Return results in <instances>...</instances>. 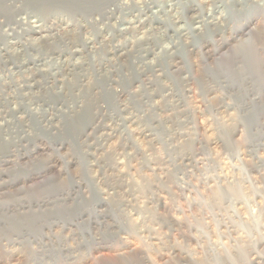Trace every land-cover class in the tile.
Here are the masks:
<instances>
[{"label":"rangeland","instance_id":"1","mask_svg":"<svg viewBox=\"0 0 264 264\" xmlns=\"http://www.w3.org/2000/svg\"><path fill=\"white\" fill-rule=\"evenodd\" d=\"M23 1L12 0L10 4L12 3L13 9L8 6L4 9L0 6L3 8L0 9V21H2L0 55L4 50L15 53V47L10 46L11 39L12 42L20 41L27 44V48L31 47L32 41L34 44L37 43L36 46L32 45L14 59L21 62L20 58L26 57L28 52L30 53L27 57L41 53L38 56H41L42 63L38 62L40 66L37 63L36 69H34L36 64L23 65L19 69V67L10 68L11 59L7 57L3 58L7 61L0 62V95L5 94L8 97L5 99L4 96H0L4 98L0 100L2 127L0 156L5 153L0 158V264H264V0H259L258 3L262 2L260 4L262 10L257 8L258 10L255 11L256 15L263 19L259 24L262 27L258 28L257 25L256 32L252 35L244 26H239L234 31L227 30V21L232 19V15L240 12L250 14L251 11L248 9L253 7L252 2L258 0H201V2L199 0L198 4L197 0H100L102 2L96 0L93 4L81 0H70L71 2L37 0L38 3L36 0L35 3L34 0ZM240 1H244L243 5H240ZM16 3L19 6L23 4L22 8ZM28 3H31L30 6ZM100 3L108 4L109 7ZM24 4L28 6L25 7ZM82 9H86V14H83L85 10ZM200 9L204 10L201 14ZM97 11L105 14H100L102 17L111 18H98ZM87 12L91 14L88 15ZM16 15L19 19L15 17ZM187 17H190L189 20ZM21 19L22 21L19 22ZM131 21H134L133 26ZM214 22L219 26L215 27ZM65 23L72 25L75 31H70L68 28L67 30L64 27ZM35 24L41 26V32H33V29H29ZM74 25L79 31L81 30V33ZM193 25L197 26L194 28ZM216 29L222 32H217L222 34L219 37L220 50L217 53L214 50L215 46L207 44L199 45L200 49L194 48V52L189 53L188 46L192 44L197 33L208 35ZM59 31H62V36ZM66 33L70 34L69 37L75 35L70 38L73 41L67 38ZM103 41L104 43H100ZM63 43L67 44L63 45ZM68 45L71 46L68 48ZM62 49L63 52H69L71 49L86 52L90 49V54L86 53L88 56L85 54L78 56L79 58L76 56L73 57L74 59L70 58V62L84 61L83 63H87L84 67L87 68L90 66L88 62L96 63L95 65L101 62L102 64L97 66L101 70L99 74H103V68L104 72L110 70L109 76L105 73L108 77L104 75V80H110L109 93H113L115 87L116 90L124 88V97L126 96L119 101L106 102L107 112L99 116L105 120L98 118L100 125L97 124L98 127L88 133L86 138L83 136L80 139L83 142L81 141L78 146L75 143L69 146L70 149L73 147L79 150V154L82 151L85 153L81 155L86 159L83 160L88 169L76 166L75 163L72 165L73 157L68 155L67 150H58L56 154L53 151H46L43 154L36 152L33 154L34 157L32 155L21 159L16 157V151H14L16 155L14 152L13 155H7L10 153V151L7 153L8 150H13L14 144H23L21 140L26 134L24 130L29 129L27 126L30 127L31 132L36 122L40 126L36 125L37 128L32 133L28 130L29 137L38 133L47 137L54 130L46 132L43 129L44 132H41V125L46 124V119L52 117L50 120L56 123L58 116L69 113L68 108L60 107L59 104L55 106L57 110H50L47 108L50 106H46L39 101L40 98L35 97L28 101L30 104L27 107L25 103L27 100L23 104L19 101H22V98L18 97L22 94H19V91L23 92L21 91L23 86L35 79L43 81L39 76L41 67V71L46 68L45 71L51 74L56 72V65L51 62V58L56 57ZM46 51L54 55L51 54L53 56L46 58L47 54H43ZM124 53L127 56L123 55ZM196 53L198 55H194ZM178 55L182 57L185 55L186 58L191 55L192 57L184 59L189 63L192 59V62L196 61V65L193 63L195 66L193 64L189 66L183 63L178 65L181 68L173 66L181 58ZM45 58L46 60L50 58V61L44 60ZM108 58L113 60L108 61ZM122 58H127L123 61L127 66L120 63ZM14 59L11 61L18 62ZM197 63L202 66H198ZM18 70L20 71L15 72ZM153 70L156 72L154 73ZM147 74L153 81L149 80ZM69 77V79L73 78V76ZM93 79L94 76L86 81ZM18 81L23 85L20 86ZM16 88H19V91ZM150 90L153 91L151 92L153 96ZM13 93L18 95L13 97ZM2 102L9 103L7 105ZM13 103L19 106L17 111L21 114L12 110ZM3 104L5 107H2ZM7 106L9 109L6 108ZM28 108L32 111H28ZM44 110L49 117L44 114ZM51 112L57 114L53 116ZM9 118L12 122L17 120L19 124L8 123ZM22 119H29L24 120V125L27 122L26 126H22ZM39 119H44V124H38L41 121ZM2 120L8 121L2 122ZM15 124L17 126L14 127ZM9 125L13 129H9ZM51 137L53 136L47 138ZM7 145L12 146L10 148ZM6 158L12 162L6 164L3 161L7 160ZM61 169L66 170V175L64 174L66 177L61 173ZM33 171H38L39 175L35 176ZM84 177L87 182L81 183V191L90 192L87 194L97 198L100 195L101 199L103 196V199H106L104 201L108 202L107 205H111L107 209L111 210L110 213L105 212L107 217L93 220L83 215L81 220L72 219L77 213V209L75 210L73 206L75 204L73 197L75 196L77 201L83 199L77 195L78 192H75L80 188H72L70 183L73 180L79 182L78 179L84 181ZM70 191L73 197L66 195V193L70 194ZM70 200L73 202L71 203ZM100 208L102 207H96L99 210L104 209V207ZM111 212L116 214L111 217Z\"/></svg>","mask_w":264,"mask_h":264},{"label":"bare ground","instance_id":"2","mask_svg":"<svg viewBox=\"0 0 264 264\" xmlns=\"http://www.w3.org/2000/svg\"><path fill=\"white\" fill-rule=\"evenodd\" d=\"M12 0H0V6H3V8L5 9L6 8V6H8L9 8H12L11 7V4H10V2H11ZM27 2L29 1H33V0H26ZM37 1V0H36ZM35 0H34V3L36 2ZM39 1V0H38ZM38 1H37V3H38ZM47 1V0H46ZM53 1V0H52ZM68 1H70V0H68ZM81 1H87L88 2V4H93V3H95L96 2V0H81ZM97 1H100V0H97ZM105 1V0H104ZM198 1L199 0H197V4H198ZM204 1V0H203ZM246 1V0H245ZM248 1V0H247ZM250 1V0H249ZM254 1H256V0H254ZM19 2V1H18ZM23 2H25V0L23 1ZM40 2V1H39ZM43 2H45V1H43ZM50 2V1H49ZM71 2V1H70ZM100 2H102V1H100ZM113 2V1H112ZM200 2H201V0H200ZM237 2V1H236ZM236 2L234 3V4H236ZM242 2H244V1H240L239 3H241L240 5H243L242 4ZM260 1L258 0V2H252L253 3V7L252 8H249L248 10H250L251 11V13L250 14H247V13H244V12H240V14H234V15H232V19L231 20H228L227 22H228V25H227V27L226 26H224V27H226L227 28V30H231V31H234L235 29H237L239 26H244L246 29H247V32L248 33H250L251 35L252 34H254L255 32H256V27H257V25L259 26L258 28H261L262 26L261 25H259L260 23H261V20H263L264 19V17H263V19H261L260 17L261 16H258V15H256V13H255V11H256V9L258 8H263L260 4H262V2L260 3V4H258ZM264 2V1H263ZM20 3H21V1H20ZM33 3V2H32ZM61 3V2H60ZM10 4V5H9ZM18 6H19V4L18 3H16ZM26 4V3H25ZM24 4V5H25ZM29 4V3H28ZM31 4V3H30ZM30 4H29V6H30ZM41 4V3H40ZM45 4H47V3H45ZM49 4V3H48ZM51 4V3H50ZM101 5H105V4H103V3H100ZM193 4V3H192ZM191 4V5H192ZM249 4V3H248ZM17 5H16V7H17ZM23 5V4H22ZM21 5V6H22ZM35 5V4H34ZM69 5V4H68ZM67 5V6H68ZM70 5H73V4H70ZM75 5H77V3L75 4ZM81 4H79V6H80ZM95 5V4H94ZM107 5V7H109L108 6V4H106ZM105 5V6H106ZM247 5V4H246ZM21 6H19V8L21 7ZM28 6V5H27ZM26 5H25V7H27ZM61 6V5H60ZM83 6V5H82ZM88 5H85V6H83V7H87ZM89 6H91L92 7V5H89ZM97 6V5H96ZM202 6V5H201ZM59 7V6H58ZM62 7V6H61ZM188 7H189V5H188ZM233 7V6H232ZM235 7V6H234ZM3 8H0V9H3ZM15 8V7H14ZM22 8V7H21ZM39 8V7H38ZM82 8V7H81ZM194 8V7H193ZM201 8V7H200ZM248 8V7H247ZM7 9V8H6ZM13 9V8H12ZM16 9V8H15ZM14 9V10H15ZM18 9V8H17ZM24 9H29V8H24ZM88 9V8H87ZM89 9H92V8H89ZM98 9V8H97ZM195 9V8H194ZM199 9V8H198ZM202 9V8H201ZM199 10V11H201V12H199L200 14L204 11V10ZM233 9V8H232ZM232 9H231V11H232ZM234 9H236V7L234 8ZM246 9V8H245ZM257 9V10H258ZM14 10H11V11H14ZM31 10H32V8H31ZM34 10V9H33ZM77 10V9H76ZM83 10V9H82ZM81 10V12H83L84 10V12H83V14L85 13L86 14V9H84L83 11ZM93 10H94V8H93ZM93 10H91L92 12H93ZM96 10V9H95ZM104 9H102V11H103ZM196 10V9H195ZM262 10V9H261ZM264 10V9H263ZM9 11V10H8ZM11 11H9V12H11ZM19 11V10H18ZM20 11H23L22 9H20ZM19 11V12H20ZM26 11V10H25ZM73 11H75L74 9H73ZM77 11H79L80 12V10L78 9ZM88 12H89V10H87ZM99 11V10H98ZM98 11H97V14H98V18L99 17H101V18H103L101 15L103 14V15H105L104 13H98ZM107 11V10H106ZM192 11V10H191ZM190 11V12H191ZM236 11V10H235ZM260 11V10H259ZM5 12V11H4ZM15 12H17V11H15ZM36 12V11H35ZM70 12H71V10H70ZM87 12V13H88ZM108 12H109V9H108ZM108 12H106V13H108ZM112 12V11H111ZM110 12V13H111ZM263 12V11H262ZM262 12H260L261 14L260 15H262ZM27 13V12H26ZM33 13V12H32ZM235 13V12H234ZM236 13H237V11H236ZM73 14V13H72ZM76 14H77V12H76ZM89 14H91V13H88V15ZM101 14V15H100ZM188 14V13H187ZM186 14V15H187ZM255 14V15H254ZM10 15V14H9ZM14 15V14H13ZM21 15V14H20ZM37 15V14H36ZM81 15V14H80ZM93 15V14H92ZM107 15V14H106ZM110 15V14H109ZM108 15V16H109ZM186 15H185V17H186ZM111 16V15H110ZM189 16V15H188ZM12 17V16H11ZM15 17H18L17 15L15 16ZM21 17H22V15H21ZM23 17H24V15H23ZM79 17H82V16H79ZM84 17V19L86 18L85 16H83ZM82 17V18H83ZM138 17V16H137ZM191 17V16H190ZM189 17V18H190ZM7 18H10V17H7ZM94 18V17H93ZM96 18V17H95ZM104 18H111V17H104ZM103 18V19H104ZM136 18V17H135ZM188 18V17H187ZM186 18V19H187ZM189 18H188V20H189ZM193 18V17H192ZM4 19V18H3ZM18 19H19V17H18ZM90 19V18H89ZM92 19V18H91ZM109 19H106V20H109ZM180 19V18H179ZM184 19V18H183ZM182 19V20H183ZM186 19H184V20H186ZM196 19V18H195ZM1 20V19H0ZM12 20V19H11ZM88 20V19H87ZM95 20V19H94ZM97 20V19H96ZM134 20V19H133ZM147 20V19H146ZM183 20V21H184ZM193 20V19H192ZM192 20H190L191 22H192ZM22 21V19L19 21V22H21ZM30 21V20H29ZM104 21V20H103ZM141 21H143V20H141ZM196 21V20H195ZM225 21V20H224ZM91 22V21H90ZM96 22V21H95ZM110 22V21H109ZM133 22L134 21H131V25L133 24ZM189 22V21H188ZM197 22V21H196ZM199 22V21H198ZM219 22V21H218ZM0 23H2V21H0ZM6 23V22H5ZM94 23V22H93ZM129 23V22H128ZM136 23V22H135ZM140 23V22H139ZM138 23V24H139ZM190 23V22H189ZM192 23H194V21L192 22ZM28 24V23H27ZM108 24V23H107ZM137 24V25H138ZM141 24V23H140ZM195 24V23H194ZM213 23H211V25H212ZM219 24H220V22H219ZM221 24H223L222 22H221ZM263 24H264V22H263ZM0 25H2V24H0ZM29 25V24H28ZM136 25V24H135ZM136 25V26H137ZM200 25H201V23H200ZM200 25H199V28H200ZM214 25H215V27L216 26H219L218 24L216 25L215 24V22H214ZM75 27H76V25H74ZM79 26V25H78ZM133 26V25H132ZM135 26V27H136ZM194 26V25H193ZM197 26V25H196ZM196 26H194V28L196 27ZM203 26V25H202ZM221 26V25H220ZM264 26V25H263ZM6 27V26H5ZM4 27V28H5ZM41 26L40 25H37V24H35V25H31L30 26V28L29 29H33V32H41V28H40ZM43 27V26H42ZM59 27V26H58ZM63 27V26H62ZM61 27V28H62ZM64 27L67 29H69L70 31L72 30V31H75V28L71 25L70 26V24L69 23H65L64 24ZM3 28V27H2ZM60 28V27H59ZM64 28V29H65ZM77 28V31H79L78 30V27H76ZM80 28V27H79ZM134 28V27H133ZM193 28V29H194ZM24 29H27V28H24ZM58 29V28H57ZM63 29V28H62ZM67 29V30H68ZM215 29V28H214ZM3 30V29H2ZM43 30V29H42ZM61 30V29H60ZM197 30V29H196ZM202 30V29H201ZM212 30H213V28H212ZM259 30V29H258ZM257 30V31H258ZM84 31V30H83ZM188 31V30H187ZM195 31V30H194ZM14 32V31H13ZM24 32V31H23ZM30 32V31H29ZM60 32V31H59ZM62 32V31H61ZM61 32L59 33V34H61ZM68 32V31H67ZM80 33H81V30L79 31ZM78 32V33H79ZM200 32H202V31H200ZM217 32H220V33H222L221 31H217V29H216V31H214L213 33L212 32H210L208 35H206L205 33H203V34H201V33H197L195 36L196 37H194V41L192 42V44L191 45H189L188 46V51H189V53H193L194 52V48H197L199 45H202V44H207V45H212V46H215L214 48V50H215V52L217 53V51L218 50H220V43H219V37H221V35H220V33H217ZM12 33V32H11ZM14 33H17L16 31L14 32ZM19 33V32H18ZM17 33V34H18ZM22 33V32H21ZM25 33V32H24ZM27 33V32H26ZM64 33H65V30H64ZM73 33V32H72ZM80 33L78 34V35H80ZM84 33H86L85 31H84ZM97 33H100V32H97ZM6 34V33H5ZM7 34H8V32H7ZM17 34L15 35V36H17ZM28 34V33H27ZM67 34V33H66ZM65 34V35H66ZM69 34V33H68ZM68 34H67V36H68ZM245 34V33H244ZM249 34V35H250ZM1 35V34H0ZM10 35H12V34H10ZM20 35V34H19ZM58 35V34H57ZM70 35V34H69ZM72 35H74V34H72ZM78 35H76V36H78ZM97 35V34H96ZM101 36H102V33L100 34ZM99 34H98V37L100 36ZM263 35V34H262ZM7 36V35H6ZM13 36V35H12ZM20 36H23L22 34L20 35ZM61 36H62V34H61ZM75 36V35H74ZM73 36V37H74ZM87 36V35H86ZM7 37H9V35L7 36ZM50 37H52V36H50ZM49 37V38H50ZM60 37V35L58 36V38ZM72 36L71 37H67V38H69V40H72L73 41V39H70V38H73ZM83 37V36H82ZM104 37V36H103ZM42 38H44L43 37V35H42ZM66 37H64V39H65ZM66 38V39H67ZM78 38V37H77ZM79 38H81L80 36H79ZM84 38V37H83ZM184 38V37H183ZM187 39H188V36L186 37ZM7 39V38H6ZM36 39V38H35ZM35 39L33 40V41H35ZM56 39H57V36H56ZM60 39V38H59ZM75 39H76V37H75ZM182 39V38H181ZM185 39V38H184ZM183 39V40H184ZM240 39V38H239ZM10 40V39H9ZM12 41H13V39H11ZM29 40V39H28ZM37 40H39V38H37ZM36 40V41H37ZM42 40V39H41ZM40 40V41H41ZM52 40V39H51ZM87 40V39H86ZM186 40V39H185ZM10 42V46H12L13 48L15 47V53L14 52H9V51H7V50H4V53L3 54H1L0 55V62L1 61H4L6 58L5 57H7V58H9V59H11V60H13L14 58H16V56H20L23 52H26V50L28 49V48H31L32 47V45H35V44H37V43H33L32 41L30 42L32 45H31V47H28L27 48V44L25 45V43H22V42H20V41H18V42ZM27 41V40H26ZM43 41V40H42ZM58 41V40H57ZM60 42H61V40H59ZM65 41V40H64ZM63 41V42H64ZM77 41V40H76ZM99 41V40H98ZM97 40H96V42H98ZM101 41H102V38H101ZM105 41V40H104ZM104 41L103 42H100V43H104ZM189 41V40H188ZM25 42V41H24ZM51 42V41H50ZM67 42V41H66ZM74 42H75V40H74ZM185 42H187V41H185ZM5 43V42H4ZM7 43V42H6ZM49 43V42H48ZM52 43V42H51ZM92 43V42H91ZM94 43V42H93ZM107 43H109V41H107ZM106 43V44H107ZM126 43V42H125ZM184 43V42H183ZM54 44V43H53ZM65 44H67V43H65ZM64 43H63V45H65ZM69 44H71V43H69ZM120 44V43H119ZM190 44V43H189ZM4 45V44H3ZM3 45H1V46H3ZM73 45V44H72ZM75 45V44H74ZM92 45V44H91ZM94 46H95V44H93ZM104 45V44H103ZM110 45H112V44H110ZM230 45H232V44H230ZM9 46V47H10ZM36 46V45H35ZM51 47H52V45H50ZM67 46V45H66ZM65 46V47H66ZM69 46H71V45H68V48H69ZM85 46V45H84ZM93 46V47H94ZM101 46V45H100ZM108 46H109V44H108ZM132 46V45H131ZM212 46H211V48H212ZM8 47V48H9ZM11 47V48H12ZM34 47V46H33ZM63 47V46H62ZM86 47V46H85ZM88 47V46H87ZM90 47V46H89ZM93 47H92V49H93ZM97 47V46H96ZM178 47V46H177ZM202 47V46H201ZM208 47V46H207ZM1 48V47H0ZM4 48L6 49V46H4ZM3 48V49H4ZM12 48V49H13ZM50 48V47H49ZM56 48V47H55ZM54 48V49H55ZM61 48V47H60ZM68 48L66 49V50H68ZM72 48H74L73 46H72ZM103 48H105V47H103ZM110 48H112V47H110ZM130 48V47H129ZM134 48V47H133ZM133 48H132V51H133ZM199 49H200V47H198ZM229 48H231V46L229 47ZM35 49H37V48H35ZM81 49V48H80ZM84 49V48H83ZM91 49V50H92ZM98 49V48H97ZM109 48H106V50H108ZM170 49V48H169ZM173 49V48H172ZM176 49V48H175ZM208 49H210V48H207V50ZM223 49V48H222ZM1 50V49H0ZM40 49H38V51H39ZM46 50V49H45ZM55 50H57V49H55ZM79 49H76V50H74L73 49V51H72V49H71V51L69 50V52L68 51H66V52H63L64 51V49H62V51H60V53L55 57H53V58H51L52 60H51V62H53L55 65V68L57 69L56 70V72L54 73V74H51V73H49V72H47V71H45V69L43 70V71H41V68H40V71H39V76H41L42 77V79H43V81H40V80H37V79H35L33 82H31V83H29L28 85H26V86H23L22 87V90L21 91H23V92H20L19 91V88H16V90H18L19 91V94L20 93H22L20 96H18V97H21L22 98V101L21 100H19L20 102H24L25 100H27V102L25 101V103H26V106L27 107H29L28 105L30 104V102H28V101H30V99H33L32 97H35V98H40L39 99V101H41L42 103H44L46 106H50V107H47V108H50V110L52 109V110H57V107H55L56 105L58 106V104H59V106L61 107V106H63V107H66V108H68V110H69V113H67V114H63L62 116H58V119L57 118H55V119H57L56 120V123H54V121H51L52 119V117H49V116H47L46 114H45V110H44V114L47 116V117H49L48 119H46V124H44L43 122H44V119H39V120H41V121H39L38 122V124L40 123H43L44 125H41V132H44L45 130H46V132H49V131H51V130H54L53 132H50L49 134L51 135V136H53V137H51V138H47V137H49V136H47V137H45V136H43V135H41V133L39 134H34V136L33 137H29V135H28V130L30 131V127L29 126H27L29 129L28 130H24L25 132H26V134L24 135L25 137H23L22 138V140H21V142L23 141V144L22 143H20L19 145L18 144H14V146H12V145H7V146H9L10 148H11V146L12 147H14L13 148V150H8V152L7 153H9V151H10V153L9 154H7V155H13L12 153L14 152V151H16V153H17V158H19V159H21V158H29V157H32V155L34 154V153H36V152H40L41 154H43V153H45L46 151H53L55 154L57 153V151L58 150H67V152H68V155H71L73 158V160H71L72 162H71V164L73 165L74 163L76 164V166H81V167H85V158H82L83 156L81 155V154H83L84 152L82 151L80 154L78 153V151H77V149L76 148H73L72 147V149H70L71 147H69V146H71V144H73L74 145V143H75V145L76 146H78V144H80V142L82 141V140H80L83 136H85V138H86V136H88L87 134L88 133H90V132H93V130H94V128L95 127H98V125L97 124H99V122H98V118L99 119H101V118H103V117H99V116H101V114L103 115V113L105 114V112H107L106 111V108H107V106H106V108H105V103L106 102H112V101H114V100H120L121 98H125L124 97V95H125V93H124V88L122 89V90H116V87H115V90H113L112 92L113 93H109L110 92V90H109V88H108V86L110 85V80H104L105 79V77H104V75H106L107 76V74L109 73V71L110 70H108V72H104L105 71V69L103 68V74H99L100 72H101V70H100V67H97V66H99V64L101 63H99L98 65H95L96 63H89L88 61V64L90 65L88 68H90V69H88L86 66H87V63H83L84 61V59H81L83 62H79L78 60H72V61H75L74 63H71L70 62V58H72V59H74L73 57H76V58H79L78 56H84V54H85V56H88L87 54H90V49L88 50V51H86L85 52V50H86V48H85V50H83L84 52H82V51H78ZM104 50V49H103ZM102 50V51H103ZM118 50V49H117ZM134 50H137V49H134ZM139 50V49H138ZM149 50V49H148ZM152 50V49H151ZM187 50V49H186ZM51 51H52V49H51ZM93 51V50H92ZM95 52H96V49L94 50ZM97 51H99V50H97ZM142 51V50H141ZM197 51V50H196ZM199 51H201V50H198L197 52H199ZM56 52V51H55ZM58 52V51H57ZM109 52V51H108ZM116 52V51H115ZM118 52H120V51H118ZM128 52H130L129 51V49H128ZM138 52V51H137ZM136 52V53H137ZM143 52V51H142ZM153 52V51H152ZM165 52V51H164ZM169 52V51H168ZM203 52H206V51H203ZM207 52H212V51H207ZM214 52V51H213ZM0 53H2V52H0ZM30 52H28V54H29ZM87 53V54H86ZM93 53V52H92ZM104 53V52H103ZM106 53V52H105ZM104 53V54H105ZM117 53V52H116ZM135 53V54H136ZM139 53H140V51H139ZM215 53V54H216ZM219 53V52H218ZM27 54V53H26ZM27 54V55H28ZM39 54H41V53H38V55ZM43 54H47L45 57L47 58V57H51V56H53L54 55V53H51V54H53V55H51L48 51H46V53H44L43 52ZM121 54H122V52H121ZM126 53H124L123 55H125ZM133 54V53H132ZM179 54V53H178ZM187 54H188V52H187ZM186 53H185V55H187ZM207 54V53H206ZM23 55H25V54H23ZM22 55V56H23ZM27 55H26V57L24 56V58L23 59H21L20 58V60H21V62H19V60H15V61H18V62H14V61H11V60H9V62H11V67L10 68H15V67H19V69H20V67H22L23 65H27V64H36V67L34 68V69H36L37 68V63L38 62H41V56H38V55H36V56H32V55H29L28 57H27ZM51 55V56H50ZM112 55H113V52H112ZM120 55V54H119ZM185 55H183L184 57H182L181 55H178V56H181V58H179L180 60H177V61H179V62H175V64L173 65V66H175V67H177V68H181V66H178V65H181V64H186V65H189V66H191V64H193V63H195V62H192L193 60L191 59V63H189L188 61H186L184 58H186L185 57ZM194 55H198L197 53L196 54H194ZM212 55V54H211ZM211 55H210V57H211ZM221 55V54H220ZM107 56V55H106ZM109 56H110V54H109ZM114 56V55H113ZM112 56V57H113ZM126 56H127V54H126ZM125 56V57H126ZM178 56H175V57H178ZM189 56H191V55H189ZM188 56V57H189ZM200 56V55H199ZM198 56V57H199ZM224 56V55H223ZM40 57V58H39ZM42 57H44L43 55H42ZM115 57V56H114ZM121 57V56H120ZM187 57V58H188ZM192 57V56H191ZM195 57V56H194ZM215 58L217 57L216 55L214 56ZM213 57V58H214ZM3 58H5V59H3ZM46 58L44 59V60H46ZM75 58V59H76ZM83 58V57H82ZM86 58V57H85ZM110 58V57H109ZM108 58V59H109ZM186 58V59H187ZM213 58H211V59H213ZM214 58V60H216ZM3 59V60H2ZM50 58H48L47 60H49ZM79 59V60H80ZM87 59V58H86ZM107 59V60H108ZM112 59V58H111ZM111 59H109L108 61H111ZM115 59V58H114ZM118 59V58H117ZM127 59V58H126ZM125 58H122V62L124 61V60H126ZM175 59V58H174ZM173 59V60H174ZM198 59V58H197ZM196 59V60H197ZM46 60V61H47ZM113 60V59H112ZM120 60V59H119ZM118 60V61H119ZM195 60V59H194ZM5 61H7V60H5ZM50 61V60H49ZM76 61H78L77 63H76ZM190 61V60H189ZM200 61V60H199ZM213 61V60H212ZM44 62V61H43ZM86 62V61H85ZM116 62V61H115ZM120 62L121 64H123V65H126V63L125 62ZM127 62V61H126ZM210 62V61H209ZM3 63V62H2ZM42 63V62H41ZM45 63V62H44ZM49 64H50V62H48ZM110 63V62H109ZM125 63V64H124ZM200 63V62H199ZM199 63H197V65L199 64ZM6 64V63H5ZM39 64V63H38ZM86 64V66L84 67V65ZM102 64V63H101ZM153 64V63H152ZM215 64H216V62H215ZM47 65V64H46ZM53 65V64H52ZM194 65V64H193ZM195 65H196V63H195ZM194 65V66H195ZM0 66H1V64H0ZM3 66V65H2ZM39 66H40V64H39ZM41 66H43L42 64H41ZM50 66V65H49ZM53 66V67H54ZM104 66H106V65H104ZM108 66V65H107ZM110 66V65H109ZM122 66V65H121ZM120 66V67H121ZM127 66V65H126ZM153 66H154V64H153ZM185 66V65H184ZM198 66H202V65H198ZM205 66V65H204ZM210 67H212L211 65H209ZM209 66H208V69H209ZM6 67H8V66H5V68ZM26 67V66H25ZM102 67V66H101ZM146 67V66H145ZM206 67V66H205ZM204 67V68H205ZM9 68V67H8ZM9 68V70L11 71V69ZM24 68V67H23ZM27 68V67H26ZM26 68H24L25 70H26ZM30 68V67H29ZM33 68V67H32ZM31 68V69H32ZM48 68V67H47ZM50 68H52V66H50ZM126 68V67H125ZM213 68V67H212ZM217 68H218V66H217ZM3 69V68H2ZM49 69V68H48ZM117 69V68H116ZM122 69V68H121ZM128 69V68H127ZM143 69V68H142ZM162 69H164V68H162ZM174 69H176V68H174ZM174 69H173V71H174ZM185 69V68H184ZM189 69V67L187 68V70ZM190 69H191V67H190ZM200 69H202V68H200ZM208 69H206V70H208ZM8 70V71H9ZM38 70H39V68H38ZM125 70V69H124ZM179 70V69H178ZM212 70V69H211ZM20 70H18V71H15V72H19ZM31 71H33V70H31ZM142 71V70H141ZM155 70H153V72H154ZM158 71V70H157ZM172 71V70H171ZM195 71H196V69H195ZM199 71V70H198ZM205 71V70H204ZM209 71H210V69H209ZM7 72V71H6ZM12 72H14V71H12ZM12 72L10 73V74H12ZM22 72V71H21ZM23 72H25V71H23ZM34 72H37V71H34ZM33 72V73H34ZM140 72V71H139ZM143 72V71H142ZM142 72H140V73H142ZM156 72V71H155ZM154 72V73H155ZM176 72H177V70H176ZM207 72V71H206ZM205 72V73H206ZM247 72V71H246ZM105 73H107V74H105ZM159 73V72H158ZM190 73V72H189ZM198 73V72H197ZM7 74V73H6ZM21 74V73H20ZM30 74V73H29ZM123 74H125V73H123ZM129 74V73H128ZM127 74V75H128ZM143 74V73H142ZM151 74V73H150ZM210 74V73H209ZM102 75V76H101ZM139 75V74H138ZM148 75V74H147ZM154 75V74H153ZM192 75V74H191ZM201 75V74H200ZM207 75V74H206ZM215 75V74H214ZM33 76H34V74H33ZM38 76V77H39ZM50 76H52V77H50ZM69 76H73V78L72 79H69L70 77ZM93 76H94V79L93 80H91V81H86V79H88V78H93ZM97 76H100V77H98L97 78ZM108 76H109V74H108ZM107 76V77H108ZM111 76V75H110ZM142 76V75H141ZM141 76H139V77H141ZM198 76V75H197ZM217 76V75H216ZM26 77V76H25ZM34 77H36V76H34ZM40 77V78H41ZM69 77V78H68ZM112 77V76H111ZM132 77V76H131ZM145 77V76H144ZM148 77H149V80H151V77L148 75ZM208 76H206V78H207ZM213 77V76H212ZM29 79H30V77H28ZM28 78H26V82H28ZM136 78H138V77H136ZM183 78V77H182ZM217 79L219 78V77H216ZM224 78V77H223ZM32 79V78H31ZM113 79H117V78H114L113 77ZM113 79H111V81H113ZM125 79H127V78H125ZM124 79V80H125ZM132 79H133V77H132ZM141 79L143 80V78L141 77ZM146 79H148V78H146ZM185 79V78H184ZM205 79V78H204ZM19 80V79H18ZM22 79H20V81H21ZM118 80V79H117ZM124 80H122V81H124ZM134 80H135V78H134ZM133 80V81H134ZM149 80L147 81V82H149ZM186 80V79H185ZM17 81V80H16ZM20 81H18V82H20ZM32 81V80H31ZM127 81V80H126ZM128 81H129V79H128ZM131 81V80H130ZM136 81V80H135ZM134 81V82H135ZM151 81H153V79L151 80ZM158 81H159V78H158ZM157 81V82H158ZM236 81V80H235ZM234 81V82H235ZM116 82V81H115ZM119 82V81H118ZM139 82V81H138ZM154 82H156V79H155V81ZM161 82V81H160ZM163 82H164V80H163ZM22 82H20V84H21ZM23 83H25V80H24V82ZM127 83V82H126ZM140 83V82H139ZM144 83V82H143ZM165 83V82H164ZM117 84V83H116ZM145 84H146V81H145ZM150 84V83H149ZM235 84V83H234ZM23 84H21L20 86H22ZM112 85H114V84H112ZM111 85V86H112ZM130 85V84H129ZM147 85V84H146ZM236 85V84H235ZM133 86V85H132ZM134 86H135V83H134ZM138 86H140L139 84H138ZM142 86V85H141ZM145 86V85H144ZM148 86V85H147ZM112 87H114V86H112ZM136 87V86H135ZM134 87V88H135ZM152 87V86H151ZM163 87V86H162ZM117 88H119V87H117ZM121 88V87H120ZM130 88H132V87H130ZM138 88V87H137ZM149 88V87H148ZM164 88H165V86H164ZM257 88V87H256ZM136 89V88H135ZM154 89V88H153ZM3 90V89H2ZM12 90V89H11ZM129 90V89H128ZM156 90V89H155ZM188 90H190V89H188ZM130 91H132V90H130ZM136 92H138L137 90H135ZM184 91V90H183ZM17 92V91H16ZM24 92H25V94H24ZM135 92V93H136ZM140 92V91H139ZM149 91H147V93H148ZM151 92H153V91H151L150 90V94H151V96H153L152 95V93ZM129 94H132V93H130V92H128ZM128 93H126V94H128ZM133 93H134V89H133ZM155 94L154 95H156V92H154ZM236 93V92H235ZM14 94V95H13ZM12 95H13V97L15 96V95H18L17 93L15 94V93H13ZM140 94H142V93H140ZM146 94V93H145ZM168 94H170V93H168ZM8 95H10V93L8 94ZM137 95V94H136ZM135 95V96H136ZM186 95V94H185ZM0 96H2V94L0 95ZM4 97H5V99L6 98H8L7 96H5V94L3 95ZM2 96V97H3ZM166 96V95H165ZM187 96V95H186ZM12 98V97H11ZM11 98H10V101H11ZM20 98V99H21ZM34 98V99H35ZM137 98V97H136ZM1 99H4V98H0V100ZM127 99V98H126ZM138 99V98H137ZM171 99V98H170ZM13 100V99H12ZM15 100H17V98H15ZM15 100H13V101H15ZM122 100V99H121ZM125 100V99H124ZM129 100V99H128ZM163 100V99H162ZM4 101V100H3ZM9 101V100H8ZM9 101V102H10ZM12 101V102H13ZM18 101V100H17ZM18 101V102H19ZM38 100H33V102H36V103H38L37 102ZM118 101H116V102H118ZM9 102H2V103H5V104H7L8 105V103ZM17 102V103H18ZM1 103V102H0ZM15 103V102H14ZM13 103V108H12V110L13 111H17L18 110V105H16V104H14ZM126 103V102H125ZM161 103V102H160ZM5 104H3L2 105V107H5L4 105ZM24 104V103H23ZM119 104V103H118ZM117 104V105H118ZM120 104H122V103H120ZM1 105V104H0ZM9 105H11V104H9ZM31 105H32V103H31ZM39 105V104H38ZM124 105V104H123ZM126 105V104H125ZM12 106V105H11ZM23 106H25V105H23ZM25 106V107H26ZM40 106H41V104H40ZM71 106V107H70ZM36 107H38V106H36ZM35 107V108H36ZM109 108H110V106H108ZM112 107H114V106H111V108ZM120 107V106H119ZM124 106H122V108H123ZM127 107V106H126ZM131 107V106H130ZM6 108H8L9 109V107L7 106ZM31 108V107H30ZM43 108H44V106H43ZM43 108H40L39 107V109H43ZM115 108H117V107H115ZM122 108H120V109H122ZM128 108V107H127ZM5 109V108H4ZM7 109V110H8ZM10 109H11V107H10ZM25 109V108H24ZM6 110V109H5ZM28 111L29 110H31V109H27ZM34 110V109H33ZM49 110V111H50ZM58 110H60V109H58ZM108 110V109H107ZM112 110V109H111ZM3 111V110H2ZM9 111L10 110H8V113H9ZM32 111V110H31ZM30 111V112H31ZM34 111H36V110H34ZM38 111V110H37ZM40 112H41V110H39ZM60 111H62V110H60ZM113 111V110H112ZM120 111V110H119ZM4 112V111H3ZM2 112V113H3ZM12 112V111H11ZM15 112H13V113H15ZM18 112V111H17ZM25 112V111H24ZM63 112V111H62ZM62 112H59V113H62ZM66 111H64V113H65ZM80 112H82V113H80ZM83 112H85V114L83 113ZM109 112V111H108ZM5 113H6V116H7V112L5 111ZM19 113V112H18ZM33 114H36V113H34V112H32ZM52 114H53V112H51ZM59 113H58V115H59ZM112 113V112H111ZM9 114H11V113H9ZM19 114H21V112L19 113ZM25 114H27L26 112H25ZM42 114V113H41ZM54 114H57V113H54ZM53 114V116H55ZM109 114V113H108ZM107 114V115H108ZM13 115V114H12ZM18 115V114H17ZM37 115H40V114H37ZM45 115H42V116H45ZM83 115H85V116H83ZM4 116V115H3ZM26 116V115H25ZM24 116V117H25ZM30 116V115H29ZM29 116H27L28 118H29ZM33 115H31V117H32ZM36 116V115H35ZM52 116V115H51ZM15 117V116H14ZM23 117V118H24ZM38 117V116H37ZM46 117V118H47ZM60 117V118H59ZM11 118V117H10ZM10 118L8 119L9 120V122L8 123H11L12 121L10 120ZM20 118V117H19ZM19 118H17V119H19ZM26 118V117H25ZM38 118H40V117H38ZM3 119V118H2ZM7 119V118H6ZM16 119V118H15ZM30 120L32 119V118H29ZM29 119H27V120H29ZM51 119V120H50ZM54 119V120H55ZM104 119V118H103ZM263 119V118H262ZM8 120H6V121H8ZM20 120V119H19ZM24 120L25 121H27L26 119H22L21 120V122H22V126H26V123H25V125H24ZM105 120V119H104ZM104 120H103V122H104ZM258 120V119H257ZM6 121H4V120H2V122H6ZM14 121V120H13ZM17 121V120H16ZM15 121V122H16ZM101 121V120H100ZM1 122V123H2ZM15 122H12L11 124H13V123H15ZM30 122H33V121H30ZM102 122V123H103ZM17 123V122H16ZM35 123V122H34ZM5 124V123H4ZM4 124H2V125H4ZM19 123H17V125H18ZM104 124V123H103ZM106 124V123H105ZM6 125V124H5ZM16 124L14 125V127L15 126H17ZM31 125V124H30ZM36 125H37V122H36ZM36 125H34V130H35V128H37L36 127ZM100 125V124H99ZM10 126V125H9ZM9 126H5V127H9ZM38 126V125H37ZM43 126V127H42ZM102 126H104V125H102ZM10 127H12V126H10ZM9 127V129H13V127L12 128H10ZM19 127V126H18ZM26 127V128H27ZM31 127H32V125H31ZM38 127H40V126H38ZM109 127V126H108ZM0 128H2L1 126H0ZM21 128V127H20ZM19 128V129H20ZM23 128V127H22ZM21 128V129H22ZM4 129V128H3ZM18 129V128H17ZM44 129V131H42ZM99 129L101 130L102 128H100V126H99ZM33 130V131H34ZM36 130H38V129H36ZM98 130V129H97ZM1 131V130H0ZM5 131H7L6 129H5ZM5 131H3L4 133H5ZM9 131V130H8ZM21 131V130H20ZM32 131V132H33ZM2 132V131H1ZM15 132H17L16 130H15ZM31 132V131H30ZM31 132V133H32ZM35 132H37V131H35ZM40 132V131H39ZM96 132V131H95ZM95 132H94V135H95ZM11 133H13V132H11ZM21 133H24V132H21ZM9 134H10V132H9ZM16 134V133H15ZM17 134H18V136H19V133L17 132ZM92 134V133H91ZM15 136V135H14ZM21 137L23 136V134L22 135H20ZM1 137V136H0ZM17 137V136H16ZM21 137H19V138H21ZM93 137V136H92ZM91 137V138H92ZM100 137V136H99ZM2 138V137H1ZM5 139V138H4ZM17 139V138H16ZM89 139H90V136H89ZM101 139V138H100ZM12 140V139H11ZM20 140V139H19ZM85 140V139H84ZM88 140V139H87ZM86 141V140H85ZM84 141V142H85ZM20 142V141H19ZM83 142V141H82ZM89 142V141H88ZM105 142V141H104ZM5 143H7V142H5ZM11 144H12V142H11ZM84 144V143H83ZM72 145V146H73ZM85 145H88V144H85ZM91 145V144H90ZM30 146H32V148H30ZM80 146H82V145H80ZM92 146V145H91ZM83 147V146H82ZM86 147V146H85ZM8 148V147H7ZM78 148V147H77ZM80 148V147H79ZM76 149V150H75ZM82 149V148H81ZM84 149V148H83ZM5 151V150H4ZM81 151V150H80ZM86 152V151H85ZM15 153V152H14ZM16 153H15V155H16ZM66 153V152H65ZM38 154V153H37ZM51 154V153H50ZM53 154V153H52ZM54 154V155H55ZM85 154V153H84ZM86 154H88L87 152H86ZM5 155V153L3 152V154H1V156H0V158L1 157H3ZM38 155H40V154H38ZM89 155V154H88ZM57 156V155H56ZM8 157V156H7ZM33 157H34V155H33ZM59 157V156H58ZM87 157V156H86ZM2 159H4V158H2ZM7 160H3L6 164H10L11 162H12V160H8V158H6ZM83 159H85V160H83ZM75 160V161H74ZM1 161V160H0ZM62 161V160H61ZM65 162V161H64ZM69 162V161H68ZM89 163V162H88ZM87 163V164H88ZM18 164V163H17ZM2 165H3V162H2ZM5 165V164H4ZM67 165V164H66ZM90 166V165H89ZM8 167H9V165H8ZM67 167V166H66ZM74 167V166H73ZM15 168V167H14ZM60 168V167H59ZM65 168V167H64ZM76 168V167H75ZM85 168H87L88 169V167H85ZM5 169V168H4ZM67 169V168H66ZM80 169H82V168H80ZM57 170H59V169H57ZM62 170V172L61 173H63V176H65L66 175V170H64V169H61ZM60 170V171H61ZM73 170H74V168H73ZM84 170H86V169H84ZM3 171V170H2ZM75 171H78V170H76L75 169ZM79 171H81V170H79ZM34 172V171H33ZM70 172H72V171H70ZM87 172V171H86ZM86 172H84V173H86ZM81 173V172H80ZM35 176L36 175H39V172L38 171H35L34 173H33ZM65 174V175H64ZM76 174V173H75ZM87 175H88V173H87ZM85 176V175H84ZM66 177V176H65ZM82 177V176H81ZM88 176H86V178H87ZM85 177H84V181L82 180H80V179H78L79 180V182H77V180H73L70 184L72 185V188H74V187H79L80 188V186H81V183H85V182H87V179H88V181H89V178H87L86 179ZM82 179V178H81ZM86 184V183H85ZM89 184V183H88ZM70 185V186H71ZM83 186H84V184H83ZM89 186H91V185H89ZM85 187V186H84ZM86 187H87V185H86ZM70 188H68V190H69ZM78 189V188H77ZM89 189V188H88ZM71 190V189H70ZM76 190V189H75ZM82 191H85V190H82ZM81 191V188H80V190H76L75 192H78V194L77 195H79L80 197H82V199L83 200H81V198H80V200L79 201H77V200H75V196L73 197L72 195H71V191H70V194L69 193H66V195H71V197H73L74 198V202H75V204L73 205L74 207H75V210L77 209V213H75V215H73L74 216V218L72 217V219H74L75 221L77 220V219H79V220H81L80 218H82L83 217V215H86V217L87 218H89V219H98V217H100V218H105V217H107V214L105 213L106 211L107 212H109L110 213V211H108L107 209H109L110 207H111V205L109 204V206L107 205V203L108 202H106V201H104V200H106V199H103V196H102V199L101 198H99L100 197V195L98 196V198L97 197H94V196H92V195H90V194H87V193H90V192H87V193H85V192H82ZM86 191H87V189H86ZM89 191V190H88ZM65 193V192H64ZM73 194H75V193H73ZM95 194V193H94ZM61 197H63V196H61ZM67 197V196H66ZM70 198V197H69ZM47 199V198H46ZM72 199V198H71ZM77 199V198H76ZM79 199V198H78ZM45 200V199H44ZM68 200V199H67ZM48 201L50 202V200L48 199ZM47 201V202H48ZM52 202H53V200H51ZM71 201V203L73 202L72 200H70ZM51 203V202H50ZM71 205V206H72ZM45 206V205H44ZM104 207V209L103 210H99V209H96V207ZM63 207V206H62ZM68 208H69V206H68ZM71 208V207H70ZM73 208V207H72ZM102 208H100V209H102ZM59 209H62V208H59ZM63 209H64V207H63ZM73 210H74V208H73ZM61 211H64V210H61ZM66 211V210H65ZM113 211V210H112ZM115 211V210H114ZM71 212V211H70ZM69 212V213H70ZM75 212V211H74ZM49 213V212H48ZM65 213V212H64ZM116 214V212H113V214ZM118 213V212H117ZM51 214V213H50ZM57 214V213H56ZM66 214V213H65ZM72 213H70V216H72L71 215ZM112 214V212H111V214L110 215H112L111 217H113L114 215ZM69 214H67V216H68ZM119 215V214H118ZM64 218V217H63ZM85 218V217H84ZM86 218V219H87ZM114 218H116V216L114 217ZM78 220V221H79ZM83 220V219H82ZM87 221H90V220H87ZM92 221V220H91ZM256 256V255H255Z\"/></svg>","mask_w":264,"mask_h":264}]
</instances>
